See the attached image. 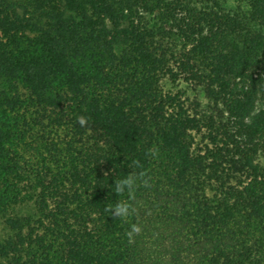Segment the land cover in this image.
Instances as JSON below:
<instances>
[{
    "label": "trees",
    "instance_id": "16d2710c",
    "mask_svg": "<svg viewBox=\"0 0 264 264\" xmlns=\"http://www.w3.org/2000/svg\"><path fill=\"white\" fill-rule=\"evenodd\" d=\"M0 219V264H264V0H0Z\"/></svg>",
    "mask_w": 264,
    "mask_h": 264
},
{
    "label": "clouds",
    "instance_id": "9594fccd",
    "mask_svg": "<svg viewBox=\"0 0 264 264\" xmlns=\"http://www.w3.org/2000/svg\"><path fill=\"white\" fill-rule=\"evenodd\" d=\"M79 123L83 126L86 123L84 117H80ZM135 177L129 176L124 178L114 184V191L116 194H121L124 192H131L135 186ZM111 213L113 218H125L131 214V207L128 203L119 202L114 207L106 209ZM134 232H139V228L133 227ZM131 235V233L129 234Z\"/></svg>",
    "mask_w": 264,
    "mask_h": 264
},
{
    "label": "rangeland",
    "instance_id": "374dc122",
    "mask_svg": "<svg viewBox=\"0 0 264 264\" xmlns=\"http://www.w3.org/2000/svg\"><path fill=\"white\" fill-rule=\"evenodd\" d=\"M166 87L173 88L175 90L183 87L189 91V87L183 82H179L176 86L172 85L169 82H166ZM35 211L36 209H35L34 204L28 203L26 205H22L16 208L15 212L20 215H27V214L35 213ZM0 234L2 237H6L8 234H10L9 229L5 225L4 219H0Z\"/></svg>",
    "mask_w": 264,
    "mask_h": 264
}]
</instances>
